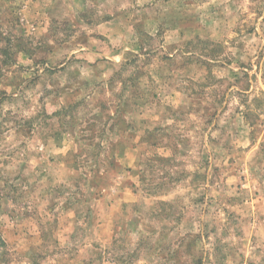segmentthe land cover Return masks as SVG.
Here are the masks:
<instances>
[{
  "label": "rangeland",
  "instance_id": "374dc122",
  "mask_svg": "<svg viewBox=\"0 0 264 264\" xmlns=\"http://www.w3.org/2000/svg\"><path fill=\"white\" fill-rule=\"evenodd\" d=\"M0 264H264V0H0Z\"/></svg>",
  "mask_w": 264,
  "mask_h": 264
},
{
  "label": "trees",
  "instance_id": "16d2710c",
  "mask_svg": "<svg viewBox=\"0 0 264 264\" xmlns=\"http://www.w3.org/2000/svg\"><path fill=\"white\" fill-rule=\"evenodd\" d=\"M5 248H6V242L5 240L2 238L1 234H0V249H2V253L1 254H4L5 252ZM1 256V255H0Z\"/></svg>",
  "mask_w": 264,
  "mask_h": 264
}]
</instances>
